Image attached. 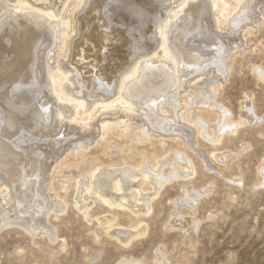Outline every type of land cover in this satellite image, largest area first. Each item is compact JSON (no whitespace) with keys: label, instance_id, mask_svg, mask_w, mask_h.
<instances>
[{"label":"bare ground","instance_id":"bare-ground-1","mask_svg":"<svg viewBox=\"0 0 264 264\" xmlns=\"http://www.w3.org/2000/svg\"><path fill=\"white\" fill-rule=\"evenodd\" d=\"M249 2L250 0H0V229L17 226L30 235V240L45 236L49 241H54L56 230L48 222V216L51 213H64L67 203L61 191L68 189L70 179L76 180L74 206L87 222L90 220L87 214L90 202L85 201L84 192L99 199L102 207L104 204L108 207L126 208L134 214H147L152 200L165 183L174 178L185 179L191 176L192 162H187V156L173 155L174 148H168L159 156H143L136 165L119 169L112 163L101 168L94 162V158L84 163L85 151L91 144L100 139L106 146L105 141L109 138L105 136L114 138L127 134L135 123L132 117L133 113L138 112L137 109L143 115V132L133 131L130 141L141 135L154 137L156 134L155 137L173 136L172 138L182 140V145L196 146L198 136L211 144H217L224 134H233L238 126L251 123L249 119L255 120L251 104L252 93L245 92L239 103V108L245 112L242 111L244 113H240V119L232 123L230 112L222 110V106L219 108L207 105L194 101L193 96L186 97L191 94L178 96V91L175 94L171 91L179 86L180 69L195 74L196 78L200 75V79L205 70L210 73L216 69L224 77L229 74L235 57L243 52L238 49L241 41L235 38V31L241 29V37L245 38L252 29L254 31V26H264L262 11L261 18L253 25V10L256 6H251ZM17 15H25L27 19H19ZM227 28V37L218 33ZM106 42L109 45H105ZM234 43L236 47L231 46ZM260 46L264 54L263 41ZM95 48L100 49V54H93V61L99 58L100 62L99 59L97 61L100 64L92 66L84 63L89 58L88 53L97 51ZM256 48L255 46L254 52ZM75 57L78 59H74ZM60 58H63L62 61ZM110 61L115 64L110 66ZM251 70L254 77L264 83V67L251 66ZM85 73L89 75L85 76ZM221 86V83L212 82L209 88L215 94L214 97L221 91ZM115 109L120 112H112ZM188 110L192 112V116L186 115ZM96 112H100V116L107 113L112 117L114 114H121V118L115 116L111 120L99 119L94 126L93 119L99 115ZM182 112H185L188 125L180 126L172 118L173 115L181 116ZM210 116L212 118L208 119ZM63 123L82 132L92 125L95 133L52 139L50 134L59 131ZM41 141L55 146L56 157L51 160L50 165H47V161L52 157V152H38L29 148V145H37ZM65 141H68L66 145L58 146ZM65 146L69 148L65 149ZM225 147L227 146L213 147L205 152L207 156L203 155V160L207 169L213 172L217 170L210 164V158L229 167V161L237 152L227 154L221 151ZM239 147L245 151L243 144ZM120 149L122 150L121 147ZM68 155L76 157L75 164L62 159ZM161 155H165L163 160H159ZM83 163L85 166L80 167ZM78 167L80 172H74V176H66L68 173L64 176V172L62 173L64 168ZM256 171L253 186L262 187L264 156ZM54 173L60 176H53ZM241 176L229 173L224 179L233 178V183L240 186ZM143 182L152 186V192L144 191ZM202 186L205 187L202 189L197 185H190L183 188L182 198L173 203L178 210L170 213L169 227L177 228L178 224L175 226L174 222L179 221L178 228L183 232L192 228L196 231L202 221L196 218L194 209L214 185L207 182ZM232 197L228 195V201L233 200ZM184 205L191 209H188L191 211V218L186 217L187 221L179 212V208ZM101 215L102 213L93 215L97 224L104 226L105 233H111L110 238L124 244L123 248L132 239L146 233L144 219L129 220L127 227H117L109 232L116 225L115 219L110 214ZM181 220H185V223ZM60 243L61 249L64 248V240ZM179 246L177 244L175 250L173 248L175 254L179 253ZM185 252L188 253V250ZM170 253L162 246L157 248L152 256V264H173L175 260ZM145 262L140 258L122 257L118 264H146Z\"/></svg>","mask_w":264,"mask_h":264},{"label":"rangeland","instance_id":"rangeland-1","mask_svg":"<svg viewBox=\"0 0 264 264\" xmlns=\"http://www.w3.org/2000/svg\"><path fill=\"white\" fill-rule=\"evenodd\" d=\"M249 4L251 6H256L254 7V17L252 18V23L255 25V23L257 24L258 18H261V11L264 12V0H250ZM17 18L27 19V16L17 15ZM239 30L235 31L234 36L241 41L238 49L243 50V52L241 55L235 57L233 67L226 77H224L221 72H217L216 69H213L210 73L207 70L202 72L200 79V75L197 76L199 78H196L194 76L195 74H190L187 73L186 70L183 71V69H180L181 75H178L180 79L179 86L175 91L174 88L171 89V91H173L172 94H175L178 91V96H181V94H191L186 97L192 98L191 96H193L192 99L194 101H200L207 105L219 108L222 106V110H228L230 112V122L232 123H234L233 121L240 119L239 116L242 111L245 112L244 109L241 110L239 108V103L243 99L245 92L252 93L251 104L254 108L253 114L255 115H253V117L255 120L249 119L251 123L248 122L242 124V126H238L236 132L233 134H227L228 136L224 134L220 138V142L217 144H211L207 139L198 136L199 138H197L196 146H192V144L182 145V140L172 138L173 136L155 137L156 134L154 137L153 135H151V137H144L141 135L130 141L129 139H131L133 133L143 132V115L137 109L138 112L133 113L132 117L135 123L131 118L134 125H132L133 127L127 132L128 135L121 134L117 136L118 138L105 136V138H109L108 140H110L105 141L107 143L106 146L103 144L104 141L100 139L96 143H93V145L91 144L85 151L87 158L85 156L86 160L84 159V163L86 164L88 159L92 160V158H94V162L99 164V167L102 166L101 168L106 164L112 163L116 165L115 168L118 167L117 169H119L120 167H126L131 164L136 165L143 156H159L163 151L168 150V148H174V152L172 151L173 155L187 156L186 160H189H187V162H192L193 172H191V176H188L185 179L174 178L165 183L160 188L157 196L152 200L151 208L147 214L135 213V215L134 212L126 208L108 207L104 204L102 207V203L99 199L90 193L86 194L87 192H84L83 195L86 198L85 201L90 202V208L87 213L90 220L87 222L82 213L74 206L73 198L76 194V185H74L76 182L74 181L76 180L70 179L68 189L65 192L61 191V194L65 197L67 203L66 208L63 211L64 213L61 212L59 215L51 213L48 216V222L55 227L56 239L54 241H49V239L44 236L41 238L34 237L30 240V235H28L23 229L17 226L4 227L0 229V264H118V261L122 257L132 259L140 258L141 260L146 261V264H152L151 261L154 251L161 246L163 249L167 250L168 253L171 252L170 255L172 254L171 256L175 260L173 264H184L185 261V264H264V185H262L263 188L258 185L253 186L256 179L257 166L264 156V83L261 81L259 82V80L254 77L251 70V66L254 68L264 67V54L262 52V47L260 46V42H264V26H254V31L252 29L250 31L251 33H248L249 35H245V38L241 37L243 33L241 29ZM218 33L227 37L229 34V28L225 31H218ZM112 42L114 43V41ZM106 44L109 45V42H106L105 45ZM231 46L236 47L237 45L234 43ZM255 46L257 48L254 52ZM93 54L99 56L100 49L88 53L89 58L88 60H85L84 63L92 64V66L95 65V63L99 65L100 59L97 58L99 59V62L97 59L96 61H93ZM76 58L78 59V57H75L74 59ZM61 59L63 58H60V60ZM108 64L113 66L115 62L110 61ZM88 69L89 68H87V70ZM83 70L84 72L87 71L86 69H82V71ZM207 73L211 75L209 76ZM85 74V76L89 75V73ZM204 75L205 79L209 78L205 80ZM217 77L219 79H217ZM193 78L195 80L197 79L196 83ZM212 82L217 84L221 83L222 85L220 87L221 91L217 93L216 97H214L215 94L211 91V88H209ZM189 84H191V86ZM215 103L217 104L214 105ZM173 105L176 106V103H173ZM118 111L120 112L118 109H115L114 111L112 110L114 113ZM99 113L96 112V115ZM104 114L101 116L99 114L93 119L94 121L92 120L94 126L98 124L97 120L99 119L111 120L112 118H116L115 116L121 118V114H114V117L109 116L107 113ZM186 115L192 116V112L188 110ZM186 115L185 112H182L181 116H177L179 119L174 115L172 118L174 121H177L180 126L188 125L185 120ZM211 118L212 117L210 116L208 119ZM256 120H258V122H256ZM211 122L212 121H210V123ZM73 127L74 126H68L63 123L62 126H60L59 131L57 130L53 132L54 134L51 133L50 135L52 139L58 140L60 138H72L84 133H95L92 125L83 132L80 129H75ZM124 135L128 137L126 138ZM67 143L68 141H65V143L58 144V146H64ZM242 144L245 146L244 150L246 152L242 151L239 147ZM117 145H121L120 147L122 150H119L120 147ZM222 146L227 147L221 151H225L226 153L237 152V156L235 155V157L229 161V167H225L222 163L220 164V162H216L210 158V164L217 169L213 172L207 169L208 166L203 160V155L207 156L206 153L212 150L213 147ZM54 147L53 144L43 141L37 145H29V148L38 152H52V157L48 159L47 165H50L51 160L56 157L54 156ZM67 148H69V146H65V149ZM163 157H165V155H161L159 160H163ZM62 159L67 163H76V157L73 158L72 155H68L66 158L62 157ZM125 162L128 164H124ZM84 163L80 164V167H82V165L85 166ZM80 167H78L79 169L64 168L62 173L64 172V176L67 173L68 175L66 176H74L76 173L80 172ZM72 170L74 171L72 172ZM69 172L72 173L70 174ZM229 173H232L233 175H242L240 183L241 187L239 184L233 183V178H229L228 180L224 179L227 178ZM56 175L57 174L55 173L53 174V176ZM54 182H56V180H54ZM145 182H143L142 185L144 191L147 193L152 192V186L148 185V182H146L148 183L146 185ZM207 182H210L212 186H214L211 188V192L204 195L205 197L202 196L194 209L196 218L202 221L196 227V231L192 228L187 232H183L181 228H178L179 221L174 222L175 226L178 224L177 228L169 227L168 221L170 213L178 210L173 203L182 198L183 188L189 187L190 185H197L203 189L205 186L202 185ZM228 195L233 196V200L228 201ZM72 206H74V208ZM188 209L190 208L185 205L179 208V212L185 220L191 218V211ZM217 212L218 214L216 215ZM97 213H102L101 216H104L105 214V216L109 214L113 215L115 219L114 224L116 225L110 229L109 232L117 227H127L129 220L144 219L143 221L146 223V233L144 236L132 239L128 246L126 244V247L123 248L124 244H121L119 241L118 243L114 238H110L109 234L111 233H105L103 230L104 226L100 223L97 224L98 222L93 216ZM131 213H133V215ZM185 220H181V222L185 223ZM93 229L94 231L96 230V232H94ZM180 239H182V241H180ZM63 240L65 242V247L61 249L60 242ZM189 242H195V244H189ZM177 244H180V248H177L179 253L176 252L177 254H175L173 248L175 250ZM191 245L192 248L190 247ZM183 247L185 248V251L188 250V253L183 251ZM189 251H192V253H189Z\"/></svg>","mask_w":264,"mask_h":264}]
</instances>
